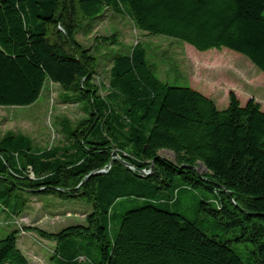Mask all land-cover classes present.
Masks as SVG:
<instances>
[{"label": "trees", "instance_id": "obj_1", "mask_svg": "<svg viewBox=\"0 0 264 264\" xmlns=\"http://www.w3.org/2000/svg\"><path fill=\"white\" fill-rule=\"evenodd\" d=\"M108 9L150 35L238 52L264 73V0H0V106L31 105L52 82L89 115L61 145L0 138V210L21 213L22 192L91 204L85 223L24 229L54 242V264H264L262 104L231 91L221 109L164 81L143 40L112 52L108 82L95 83L97 57L77 34ZM22 231L0 238V264H34ZM235 243L250 244L246 259Z\"/></svg>", "mask_w": 264, "mask_h": 264}, {"label": "rangeland", "instance_id": "obj_2", "mask_svg": "<svg viewBox=\"0 0 264 264\" xmlns=\"http://www.w3.org/2000/svg\"><path fill=\"white\" fill-rule=\"evenodd\" d=\"M117 34L119 43L102 45L96 39L100 36ZM77 39L97 57L95 83L108 82L115 50L128 51L139 40L148 45L149 57L156 64L161 79L172 85H190L208 93L219 108H226L230 88H236L242 95V104L258 88V96L264 105V73L259 71L244 55L224 48L199 51L193 46L165 35H150L139 30L128 17L108 9L91 28L85 26ZM233 56H237L234 58ZM104 92V91H103ZM89 117L76 92H68L58 84L47 82L40 98L33 104L22 107L0 106V138L9 132H24L41 147L64 144L71 131ZM162 156L172 159V153L162 151ZM199 167V172H204ZM25 206L17 215H6L0 210V238L12 228L23 230L19 244L34 264H54L52 251L54 242L37 233L24 230L27 226L58 231L73 223H85L92 205L80 198H64L57 194L22 192ZM188 203H193L191 199ZM190 218L196 213L185 211ZM26 231V232H25ZM246 259L250 244H234Z\"/></svg>", "mask_w": 264, "mask_h": 264}, {"label": "crops", "instance_id": "obj_3", "mask_svg": "<svg viewBox=\"0 0 264 264\" xmlns=\"http://www.w3.org/2000/svg\"><path fill=\"white\" fill-rule=\"evenodd\" d=\"M234 58H237V56H233ZM200 90V89H199ZM201 91V90H200ZM231 91H234L236 94H237V96L240 98V100H241V102H242V95L241 94H239V91H237V89L236 88H230L229 89V91H228V93H227V95H226V97H225V100L227 99V98H229V95H230V92ZM250 91H251V93H249V97H247L245 100L247 101L249 98H251V97H255L261 104H262V107L264 108V105H263V103H262V101H261V98L258 96V88H253V86H252V88H250ZM203 93H205L206 95H208V96H210L208 93H206V92H204L203 91ZM211 97V96H210ZM213 98V97H212Z\"/></svg>", "mask_w": 264, "mask_h": 264}, {"label": "water", "instance_id": "obj_4", "mask_svg": "<svg viewBox=\"0 0 264 264\" xmlns=\"http://www.w3.org/2000/svg\"><path fill=\"white\" fill-rule=\"evenodd\" d=\"M113 157H115V158H119L117 152H114V153H113ZM125 163H126V165H129V166H130V163H128V162H125ZM143 172H144V171H143Z\"/></svg>", "mask_w": 264, "mask_h": 264}]
</instances>
